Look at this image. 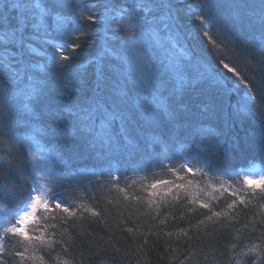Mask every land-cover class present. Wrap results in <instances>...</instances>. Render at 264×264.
<instances>
[{"label":"snow or ice","instance_id":"6c2138e0","mask_svg":"<svg viewBox=\"0 0 264 264\" xmlns=\"http://www.w3.org/2000/svg\"><path fill=\"white\" fill-rule=\"evenodd\" d=\"M0 225V264H264V0H0Z\"/></svg>","mask_w":264,"mask_h":264},{"label":"trees","instance_id":"16d2710c","mask_svg":"<svg viewBox=\"0 0 264 264\" xmlns=\"http://www.w3.org/2000/svg\"><path fill=\"white\" fill-rule=\"evenodd\" d=\"M242 162V161H241ZM259 163V162H257ZM154 173H155V178H171L170 174L166 173L165 171L161 170V169H154L153 170ZM126 177H127V180L124 181L122 180L121 183H120V187L121 188H126L128 193L131 195V196H134V195H142V189H141V183H150L151 180L154 178L153 175L151 174H148V173H143V172H140V173H126L125 174ZM146 177L145 180L141 181L140 177ZM217 176H221L219 174H215L211 177L209 176H206L203 178V181L201 182V187H203V184L204 182H207L209 179H211L212 183L215 184L217 186ZM224 177L225 179H229L227 176H222ZM221 181V180H220ZM236 187H239V184L236 183L235 184ZM107 195V199L108 200H111L113 202L114 205H116L118 202H122L123 201V194L122 193H119L115 190H113L111 193H106ZM216 195H217V192H216ZM228 194H222L221 195H217L218 197H220V201L218 202H221L224 200L225 196H227ZM230 202V200L228 201ZM19 207H22V204L18 205ZM223 206V204H222ZM5 225H0V233H2V229ZM44 226V220H40L39 224L38 225H33V227H43ZM128 226H131V225H128ZM144 231L147 230V228L145 227L144 229H142ZM172 229H169V228H165L164 229V232H168ZM130 235V234H129ZM165 239H167V237L165 236ZM174 239V238H173ZM10 244H14L15 241H10L9 242ZM145 252H147V249H145L144 251H142L140 253V256H139V259L141 261V264H143L144 262V259H145ZM161 252L162 254H157V252L154 250L152 252H149L148 253V256L151 258V261H152V264H167V256H168V251L166 249H161ZM38 255H43V253H37ZM53 258L56 259V253H53ZM60 259H64V257H59ZM47 258H45L46 260ZM135 260V257L133 258ZM36 264H39V262L37 261Z\"/></svg>","mask_w":264,"mask_h":264},{"label":"rangeland","instance_id":"374dc122","mask_svg":"<svg viewBox=\"0 0 264 264\" xmlns=\"http://www.w3.org/2000/svg\"><path fill=\"white\" fill-rule=\"evenodd\" d=\"M216 179H217V181H218V182H217V188H219V185H220L221 183H223L225 180H227V179H225V178L222 177V176H220V177L217 176ZM220 180H221V181H220ZM217 195H221V192L218 191V192H217Z\"/></svg>","mask_w":264,"mask_h":264}]
</instances>
